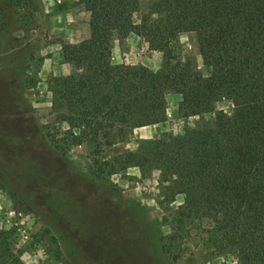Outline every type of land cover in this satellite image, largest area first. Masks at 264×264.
<instances>
[{
	"label": "trees",
	"instance_id": "trees-1",
	"mask_svg": "<svg viewBox=\"0 0 264 264\" xmlns=\"http://www.w3.org/2000/svg\"><path fill=\"white\" fill-rule=\"evenodd\" d=\"M89 34L61 43L67 75L49 79L53 122L67 129L55 147L90 143L99 176L128 167L159 172L171 224L163 248L197 230L209 254L234 264H264V0H75ZM194 33L201 67L171 57L153 70L112 61L114 40L133 33L169 55L181 33ZM197 117L180 135L140 139L136 148L100 157L133 130L165 120L167 96ZM227 103V108L219 104ZM0 226V264H24Z\"/></svg>",
	"mask_w": 264,
	"mask_h": 264
},
{
	"label": "rangeland",
	"instance_id": "rangeland-1",
	"mask_svg": "<svg viewBox=\"0 0 264 264\" xmlns=\"http://www.w3.org/2000/svg\"><path fill=\"white\" fill-rule=\"evenodd\" d=\"M88 34V14L75 0H0V226L11 231L13 250L24 264H234L210 255L197 230L175 243L176 257L163 248L171 227L166 207L176 208L183 196L167 203L157 170L144 175L131 166L99 176L90 143L55 147L67 124L53 122L49 79L70 66L61 43ZM111 55L153 70L171 57L201 67L189 32L178 35L169 55L133 33L114 40ZM166 100L163 122L134 129L100 157L133 150L140 139L180 135L195 123L178 113V96Z\"/></svg>",
	"mask_w": 264,
	"mask_h": 264
},
{
	"label": "crops",
	"instance_id": "crops-1",
	"mask_svg": "<svg viewBox=\"0 0 264 264\" xmlns=\"http://www.w3.org/2000/svg\"><path fill=\"white\" fill-rule=\"evenodd\" d=\"M86 13H87V12H86ZM87 14H88V13H87ZM64 65H65V67H64L63 71H59V74H60V75H67V74L70 73L71 67L68 66L67 64H64Z\"/></svg>",
	"mask_w": 264,
	"mask_h": 264
}]
</instances>
